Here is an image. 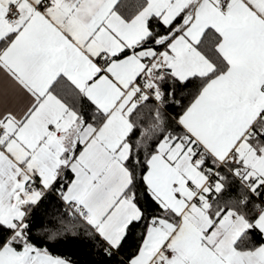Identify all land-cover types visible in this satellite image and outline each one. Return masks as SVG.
<instances>
[{"label": "snow or ice", "instance_id": "6c2138e0", "mask_svg": "<svg viewBox=\"0 0 264 264\" xmlns=\"http://www.w3.org/2000/svg\"><path fill=\"white\" fill-rule=\"evenodd\" d=\"M0 264H264V0H0Z\"/></svg>", "mask_w": 264, "mask_h": 264}]
</instances>
